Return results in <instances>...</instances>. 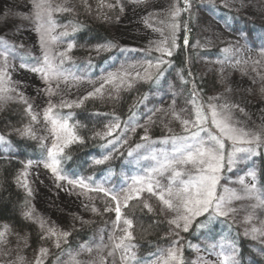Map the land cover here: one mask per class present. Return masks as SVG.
Returning a JSON list of instances; mask_svg holds the SVG:
<instances>
[{
  "label": "rangeland",
  "instance_id": "obj_1",
  "mask_svg": "<svg viewBox=\"0 0 264 264\" xmlns=\"http://www.w3.org/2000/svg\"><path fill=\"white\" fill-rule=\"evenodd\" d=\"M195 2V30L191 33L194 46L202 50L218 52L217 56H203L197 60L201 73L204 75L212 73L219 85V89L210 94L209 104L239 105L244 112L232 109L234 121L239 122L242 127L264 133V93L261 92L264 88V79H262L264 78V39L258 38L256 32L249 28L250 25L259 24L262 26L260 29L264 37V0H195ZM52 4L53 7L64 5L73 9L67 12H53L55 27L51 35L56 39L49 43V54L54 62H59L60 53H66L60 68L68 79L67 82L52 80L50 84H46L40 73L30 70L37 64V58H42L39 34L35 31L32 0H0V37L8 42L9 78L4 86L10 89L3 95L11 97L0 100V113L8 105L14 104L22 108L21 113L24 117L22 124L9 125L3 129L4 131L0 130V136L5 138L4 141H0V154L8 156L16 151L7 135L26 139L41 152L40 158L27 160L18 174V177L21 173L27 174L31 196L28 195V189L22 186L23 178L18 180L17 177V185L27 196L22 215L26 218L25 212L29 209L33 210L32 218L26 219L38 228L41 234L40 243L36 249L26 250L28 242L25 233L7 225H0V232L4 233L3 238H0V264H36L41 249L48 250V254L42 258L43 264L54 254L53 264H73V257L80 264H100L102 257L106 264H162L170 249H179L178 256H180L186 241V232L175 229L174 225L169 224V220L175 214L169 210L162 211L164 206L156 196L146 191L140 193L138 197L128 201L127 207L121 206L122 218L117 221L114 210L116 202L111 196L91 190L102 186L116 193L127 191L133 185L134 177L145 176L148 169L156 166V161L150 159L153 152L158 154L162 150L171 151V142L164 144L161 141L166 137L190 134L185 132L182 121L194 120L195 114H184L186 107L182 101L183 93L180 89L178 73L175 69L167 70L164 67L166 63H160L158 69L155 67L158 61H168L169 58L157 48L172 50L171 25L176 24L177 18V16L173 17L172 12L178 7L177 0H86V3L84 0H52ZM222 10L228 13L227 17L230 18L228 22L217 14L222 13ZM65 14H79L88 20L101 23L110 34L112 43L84 42L77 45L70 42L67 35L60 34L63 32L69 34L73 26L70 22L57 20L59 16ZM184 29L189 41V30L187 27ZM69 44L73 45L70 51H68ZM3 50L4 45L0 43V51ZM108 55H110L109 65L101 68L97 75H92L88 69L89 63ZM22 64L26 67H21ZM149 64L152 67H149ZM2 65L3 58L0 57V66ZM145 69L148 70L147 73ZM109 74H116L118 78L111 83H105ZM155 77L158 86L137 98L132 104L137 111L136 114L140 116L137 119L130 117L122 123L105 121V124H102L103 132H99L97 136L100 140H105L111 155L125 153L124 162L139 168L138 172L120 170L118 176L109 172L96 177L90 172H83L73 177L61 172L67 179L58 180L52 171L44 166L48 149L57 142L51 131V123L44 119V112L49 107V103L56 106L53 113L60 115L61 111L77 110L89 99L102 100L106 97H115V94L120 92H130L138 85L151 82ZM120 78H123V83L120 82ZM101 84L104 86L100 93L88 96V93L100 88ZM49 87L53 95H49L47 91ZM21 94L27 104L20 98ZM62 101L71 103L72 107H61ZM28 104L32 105V112L37 115L35 121L26 111ZM77 104L79 106H76ZM149 117L152 118V122H149ZM67 118L68 125L73 127L69 117ZM116 124L119 127H115ZM157 124L160 129L156 128ZM204 127L213 133L217 131L210 120ZM26 128H30L32 134H23ZM110 128L112 135H107ZM145 135L149 137L148 141L142 139ZM201 136H206V133L201 132ZM78 141L79 139L68 143L63 147V151ZM57 143L63 146L64 142ZM138 144L142 147L137 148ZM239 146L248 147V145ZM262 147L264 148V145L256 149L255 155L238 153L236 163L230 169L225 161V168L220 174L221 179L217 185V195L226 199L232 197L230 206L235 211L227 217L215 216L225 219L239 231L250 244V252L256 256L259 264H264V206L252 207L258 201L247 198L246 187L254 183L264 198L257 185L259 171L257 157ZM230 151H232V143L226 140L225 155L227 156ZM104 157L108 159L105 160ZM114 157L109 154L98 155L92 160L91 166L96 169L102 164L110 163ZM145 157L149 158L145 159ZM97 160H103V163L97 164ZM29 161H32V164L27 166ZM250 172H255V180L249 175ZM89 177L91 180L88 179ZM79 178H84L88 188L70 185L67 182L68 179ZM159 179L161 184L167 185V174ZM235 196L242 198L235 199ZM145 202L151 205L152 211L144 207ZM130 206L159 214L164 221V235L167 242L151 260L146 258L137 263L131 258L122 260L119 250L113 257L108 256L113 242L124 235L123 230L127 227L123 224L124 218L132 220L133 226L129 231L133 235L134 221L126 213ZM93 207L97 211H92ZM106 208L110 210L105 211ZM200 217L192 221L189 229ZM38 220L45 222L44 228H41ZM89 226L93 227L92 240L64 252L60 249L65 238L60 239V247L57 248L55 246L57 237L48 233L49 228H53L58 234L61 232L70 234ZM176 232H179V235H176ZM134 240L135 238L129 243L135 245L132 252L136 259L140 248ZM89 248L92 249L91 252L88 251ZM237 260L234 244L222 239L210 241L203 237L191 244L185 264H239Z\"/></svg>",
  "mask_w": 264,
  "mask_h": 264
},
{
  "label": "trees",
  "instance_id": "obj_2",
  "mask_svg": "<svg viewBox=\"0 0 264 264\" xmlns=\"http://www.w3.org/2000/svg\"><path fill=\"white\" fill-rule=\"evenodd\" d=\"M178 7H185L184 0H177ZM191 7L187 11H181L180 15L175 19L178 30L175 32L176 47L172 48V55L169 56L165 68L167 70L175 69L179 75L180 89H182L185 104L186 115L195 114L197 105H201L207 109L209 105L210 94L219 89L216 77L210 74H202L198 69L197 60L203 56H217L218 52L213 50H202L194 46L191 38L192 31L195 30V0H190ZM217 13L220 18L229 21L228 13L222 10ZM58 21L70 22L75 31H71L67 35V39L74 44H82L84 42H94L96 44H111L112 38L104 26L99 22L86 19L82 15L65 14L59 16ZM67 20V21H66ZM244 27L243 24H240ZM184 27L188 28L189 41L184 44L185 32ZM259 24L250 25V30L255 31L258 38L264 39L261 34ZM110 55L103 56L89 63L88 69L92 75H97L101 68L109 65ZM168 72V71H167ZM158 76V75H157ZM195 85V89L193 86ZM157 78L151 82L138 85L137 88L130 92H120L115 97H106L102 100H86L77 110L61 111V117H69L73 124L75 134L79 137V141L68 146L63 151L61 157V172L70 176H78L80 173H92L95 177L102 173L117 174L120 170L138 172L139 168H134L124 162L125 153L115 156L110 154V148L106 147L105 140H100L98 134L103 132L102 124L108 122H125L128 118L137 119L140 115L137 113L132 104L137 98L147 94L154 87H157ZM195 91V95H194ZM195 101V103H193ZM191 109V111H189ZM22 108L19 105L10 104L0 113V130L4 131L9 125H19L24 122L22 116ZM117 118H119L117 120ZM210 120V119H209ZM160 129L159 124L155 125ZM7 138L15 147L16 151L8 156L0 154V225H7L17 231L26 234L27 246L26 250H34L38 247L41 234L38 228L29 222L22 215L26 203L27 196L25 192L17 185V177L21 168L27 160H35L40 158L41 152L38 147L33 145L26 139L18 138L14 135H7ZM115 144L117 142H114ZM260 154L257 157L258 176L257 185L260 192L264 196V148H260ZM109 154L114 157L108 164H102L96 169L91 166L92 160L98 155ZM68 157V158H65ZM132 205V204H131ZM128 215L134 221L133 235L137 246L140 248L139 255L134 261L140 262L143 259L151 260L158 254V250L164 247L167 238H165V225L159 214H152L149 211L139 209L137 206H130L127 209ZM93 227L75 230L67 236L63 241L60 251L64 252L68 249L79 247L87 244L92 240ZM186 241L180 252V260L182 264L186 263L191 244L198 238L213 241L222 239L229 241L236 247L237 261L239 264H259L256 256L250 252V244L240 235L239 231L221 217H213L210 214L198 218L193 226L186 232ZM57 255V254H56ZM249 258V260H247ZM55 254L48 258L44 264H53ZM144 261V260H143Z\"/></svg>",
  "mask_w": 264,
  "mask_h": 264
},
{
  "label": "snow or ice",
  "instance_id": "obj_3",
  "mask_svg": "<svg viewBox=\"0 0 264 264\" xmlns=\"http://www.w3.org/2000/svg\"><path fill=\"white\" fill-rule=\"evenodd\" d=\"M84 2L86 3V0H84ZM32 3L33 19L36 25L35 31L39 34L42 58H37V64L33 65L30 70L40 73L41 78L46 84H50L52 80H64L67 82L68 76H66L60 68L66 53H60L61 59L58 63L54 62L53 57L49 54V43L56 39V37L51 35L55 27V21L52 19L53 12H67L73 9L64 5L53 7L52 0H32ZM184 4L185 7L183 9L176 7L173 10V17L179 16L181 11H187L191 7L190 0H184ZM111 6L112 5H109V7ZM171 28L173 29L172 48H175L177 46L175 32L178 30V25L172 24ZM73 31H75V28H73ZM60 35L66 36L68 33L63 32ZM0 43L4 45V50L0 51V57L3 58V65L0 66V100H4L11 99V97L3 95V93L10 91V89L4 86L5 81L9 78L7 70L8 42L0 37ZM184 44H188L187 37L184 38ZM72 47L73 45L69 44L68 51H70ZM157 50L168 56L172 55L171 49L158 47ZM225 51H227V49H225ZM160 63H167V61H158L155 65L157 69ZM21 67H26V65L22 64ZM149 67H152V65L149 64ZM147 71L148 70L145 69L146 73ZM125 75H128V73H125ZM137 75H139V73H137ZM117 78L116 74H109L105 83H111ZM73 79H75V77H73ZM120 82H124L123 78H120ZM103 86L104 85L101 84L100 88H96L94 92L88 93V96L100 93ZM57 87H59V83H57ZM193 88L195 89V85ZM11 91H14V89H11ZM47 91L49 95L54 94L51 87H49ZM261 92L264 93V88L261 89ZM20 98L24 100L22 94ZM24 103L27 104V101L24 100ZM193 103H195V101H193ZM60 106L72 107V104L62 101ZM76 106H79V104ZM55 107V105L49 103V107L44 112V119L51 123V131L55 137V141H63L64 143L63 146L57 142L52 144V147L47 151V160L44 166L49 168L58 180H65L67 177L61 174L60 168L63 147H66L68 143L78 140L79 137L75 134L73 127L68 125L67 117H61L58 113H53ZM232 109H238L241 113L244 112V109L237 104H209L207 109H204L201 105H197L195 108V119H185L182 121V124L185 126V132L190 134L187 136L166 137L161 141L164 144L171 142V151L162 150L158 154L153 152L150 159L156 161V166L148 169L145 176L134 177L133 185L130 186L127 191L122 190L116 193L102 186H97L95 189L91 190L104 192L106 196H111V199L116 202L114 210L116 212L117 221H120L122 218L121 206L127 207L128 201L132 200L134 197H138L140 193L145 191L159 199L164 206L162 211L169 210L175 214L174 217L169 220V224L174 225L175 229H182L184 232L189 230V226L196 217L202 216L205 213H210V219L215 216L227 217L230 213L235 211V209L230 206L232 197L226 199L224 196L217 195V185L221 179L220 174L225 168V161H227V165L230 169L231 166L236 163L238 153L255 155L257 154L256 149L264 145V133L240 126L239 122L234 121ZM26 111L33 121L37 120V115L32 112L31 104H28ZM173 115L179 118L176 113H173ZM118 119L119 118H117V120ZM209 119L211 125L217 130L216 133L204 127V125L209 123ZM149 122H152L151 117H149ZM189 125L191 127H189ZM115 127H119V125L116 124ZM192 129L197 130L193 131ZM201 132L206 133V136H201ZM61 133L64 135L62 136ZM23 134L29 135L32 134V131L30 128H26ZM107 135H112L111 128L107 132ZM4 139L3 136H0V141H4ZM142 139L148 141L149 137L145 135ZM226 140L232 143V151L228 152L227 156L225 155ZM109 143H112V141H109ZM239 145H248V147H241ZM136 147L141 148L142 145L138 144ZM148 158L149 157H145V159ZM104 159L107 160L108 157H104ZM96 163H103V160H97ZM31 164L32 161H29L27 166ZM165 174H167L168 179L167 185L161 184L159 179V177H163ZM26 175V173H21L18 180L23 178L22 186L28 189V195L31 196V189L28 188ZM249 175L252 176L253 180L256 179L255 172H250ZM88 179L91 180V177ZM67 182L70 185H79L81 188H88L84 178L75 180L68 179ZM241 183H244L243 180H241ZM246 193L247 198L258 201L256 205L252 206L253 208L264 206V198H262L254 183L246 187ZM234 198L241 199L242 197L235 196ZM144 207L152 211V207L149 203L145 202ZM108 210L110 209H105V211ZM92 211L95 212L97 209L93 207ZM32 214L33 210L29 209L25 212V217L31 219ZM37 222L40 224L41 228H44L45 222L43 220H38ZM123 224L127 226L123 230L124 235L121 236L118 241L113 242L112 249L108 252V256L113 257L116 251L119 250L122 260L134 259L135 256L132 249L135 245L129 243L134 239L132 232L129 231L133 226V222L130 219L124 218ZM253 231H257V229H253ZM48 233L50 236L57 237L55 245L57 248L60 247V239H66L69 235L68 232H61L58 234L53 228H49ZM175 234L179 235V232ZM3 236L4 233L0 232V238H3ZM88 251L91 252L92 249L89 248ZM178 252L179 249H170L167 258L162 264H170V262L182 264ZM47 254V249H41L36 264H43L42 258ZM225 259L227 260V257ZM73 264H80V262L73 257ZM100 264H106L103 257L100 260Z\"/></svg>",
  "mask_w": 264,
  "mask_h": 264
},
{
  "label": "water",
  "instance_id": "obj_4",
  "mask_svg": "<svg viewBox=\"0 0 264 264\" xmlns=\"http://www.w3.org/2000/svg\"><path fill=\"white\" fill-rule=\"evenodd\" d=\"M185 37H188V34L186 33Z\"/></svg>",
  "mask_w": 264,
  "mask_h": 264
}]
</instances>
